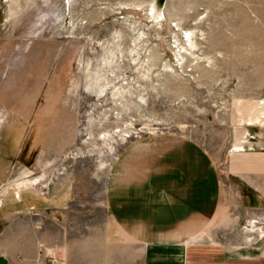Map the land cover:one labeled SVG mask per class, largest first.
Listing matches in <instances>:
<instances>
[{
    "label": "rangeland",
    "instance_id": "1",
    "mask_svg": "<svg viewBox=\"0 0 264 264\" xmlns=\"http://www.w3.org/2000/svg\"><path fill=\"white\" fill-rule=\"evenodd\" d=\"M155 1L0 0V255L9 264L27 258L26 238L36 246L29 264L63 259L68 241L115 238L105 183L116 157L145 142L155 153L189 142L231 195L264 176V0H161L158 18ZM95 73H105L101 96L87 89ZM232 196L236 238H194L189 259H248L260 244L256 213Z\"/></svg>",
    "mask_w": 264,
    "mask_h": 264
},
{
    "label": "crops",
    "instance_id": "2",
    "mask_svg": "<svg viewBox=\"0 0 264 264\" xmlns=\"http://www.w3.org/2000/svg\"><path fill=\"white\" fill-rule=\"evenodd\" d=\"M188 143L181 141L175 148L171 142L155 153L145 142L118 155L105 183L107 210L118 234L84 239L76 248L68 241L60 249L63 264H264L263 175L245 191L232 194L261 223L252 230L254 243L260 244L248 250L250 260L206 254L207 258L189 259L188 242L194 238H236L238 217L229 213L234 196L221 187L213 160ZM22 251L27 257L22 264H29L36 253L34 238H26ZM74 252L77 261L71 262Z\"/></svg>",
    "mask_w": 264,
    "mask_h": 264
},
{
    "label": "bare ground",
    "instance_id": "3",
    "mask_svg": "<svg viewBox=\"0 0 264 264\" xmlns=\"http://www.w3.org/2000/svg\"><path fill=\"white\" fill-rule=\"evenodd\" d=\"M160 2H161V0H159V1H155V3H154V5L151 7V9L154 11V14L155 15H157V18H158V16L160 15V10H159V6H160ZM163 7V6H162ZM163 14V13H162ZM163 16V15H162ZM157 25V24H156ZM144 33H138V36L134 39V40H136V39H139L140 37H141V35H143ZM191 46H194V44H193V42L191 43ZM110 52V51H109ZM111 53V52H110ZM108 58V57H107ZM107 58H104V62L106 63V62H108V59ZM110 58V57H109ZM103 69V68H102ZM100 70V69H99ZM89 72V71H88ZM102 72V71H101ZM105 74V73H104ZM103 74V75H104ZM95 75H97L96 73H95ZM101 73L100 74H98L97 76H96V81L94 82V84L93 85H91V87L90 86H87V89H93L95 92H96V94L98 95V96H101V95H103V92L105 91V89H106V85H105V83H104V79H106L104 76H103ZM101 77H103V79H101ZM101 80H103V82L101 81ZM109 80V79H108ZM111 82V81H110ZM91 83V82H90ZM88 85H89V83H88Z\"/></svg>",
    "mask_w": 264,
    "mask_h": 264
},
{
    "label": "built area",
    "instance_id": "4",
    "mask_svg": "<svg viewBox=\"0 0 264 264\" xmlns=\"http://www.w3.org/2000/svg\"><path fill=\"white\" fill-rule=\"evenodd\" d=\"M42 264H63V259L56 254H48Z\"/></svg>",
    "mask_w": 264,
    "mask_h": 264
},
{
    "label": "water",
    "instance_id": "5",
    "mask_svg": "<svg viewBox=\"0 0 264 264\" xmlns=\"http://www.w3.org/2000/svg\"><path fill=\"white\" fill-rule=\"evenodd\" d=\"M0 264H9L8 260L2 256H0Z\"/></svg>",
    "mask_w": 264,
    "mask_h": 264
}]
</instances>
